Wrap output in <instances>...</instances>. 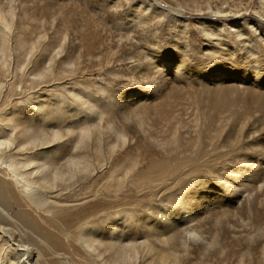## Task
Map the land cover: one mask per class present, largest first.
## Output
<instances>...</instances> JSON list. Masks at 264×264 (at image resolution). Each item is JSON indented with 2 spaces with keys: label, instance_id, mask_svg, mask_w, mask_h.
Listing matches in <instances>:
<instances>
[{
  "label": "rangeland",
  "instance_id": "obj_1",
  "mask_svg": "<svg viewBox=\"0 0 264 264\" xmlns=\"http://www.w3.org/2000/svg\"><path fill=\"white\" fill-rule=\"evenodd\" d=\"M208 2L212 3V9L208 8ZM222 4L225 9L233 12L239 8L241 13L247 12L248 17L264 16V0H0L1 48L4 31H10L11 35L8 42L11 51L6 55L0 52V74L3 73L1 78L6 77L2 79L3 85L0 88V133L10 130L14 124L27 132H33L32 129L34 132H48L57 128L61 131L64 129L62 132L65 133L72 129L76 135L80 133L81 127H93L94 123L100 121L101 130L105 132L112 130L107 121L111 123L117 120L115 129H121L119 125L122 123L120 126H125L135 137L132 146L126 148H131V151L125 153V149L117 152L114 155L115 162L113 160L109 167L112 166L116 171L119 169L123 174V171L131 169L132 175H138L137 178L132 177L134 181L141 172L143 181L145 173L154 168L153 160L157 161V155L153 156V160L146 158L139 163L138 156L139 153L142 154L140 150H143V157L146 153L144 148L157 153L162 150L157 140L161 141L167 136L168 139L171 138L173 130L170 129H174L176 120L187 122L202 118L203 114L206 117L217 114L209 99L212 90L217 93L214 91L216 84L209 79L199 80L198 75L177 78L175 73L167 74L162 65L156 66L161 52L167 55L183 53L188 57L191 54L190 59L195 67L206 72L214 62L227 57V53L217 47L220 41L216 39L219 38L230 41L237 48V56L241 62L243 60L244 51L240 49L242 43L237 37V30L231 28L226 18L221 17L216 21L214 19L215 22L223 23L224 36L210 35L204 29L207 17L203 18V14L214 18L215 13L212 10ZM202 7L204 11L200 14L199 9ZM233 12L229 17L234 16ZM248 17L247 27L253 29L252 19ZM5 23H10L9 29L5 27ZM3 27L6 29L2 30ZM31 42H35L36 47ZM256 42L264 73V42L259 38H256ZM223 47L227 48L224 45ZM7 56H10V60ZM139 59L142 60L141 63ZM142 62L148 64L142 65ZM226 85L232 83L225 81L220 87ZM237 85L243 88L250 84ZM254 89L255 95L238 90L243 102L237 99L231 111L218 112L216 115V119H220L227 126L224 136L229 132L233 134V129H244L240 136V146L243 147L235 157V163L229 162L230 165L226 168L214 166L213 172L201 168L198 171L201 175L197 173L192 177L188 176V170L184 168L186 171L183 169L178 177H173L174 180L170 178L165 184L155 180L153 183L157 185V195L153 205L144 204L140 208L139 218L132 217L127 221L129 226L137 229H146L149 225L169 226L170 216L175 218V224L171 223L174 226H190L199 220L204 228L222 227L227 230L225 254L228 258L224 259L227 264H241L240 258L245 251L250 255H245L242 264H264V84ZM218 94L221 96L220 90ZM135 110L144 125H138L137 115L132 116ZM101 116L104 118L101 119ZM166 116L169 119H165ZM174 116L177 119L173 121ZM109 117H112L111 120ZM230 137L234 140L236 135ZM69 142L72 144L71 140ZM56 149L52 148L53 152ZM39 150L44 152L40 148L36 151ZM97 158L96 155L93 162L91 161L93 171L88 163L90 171H83L82 175L78 173L72 185L73 191L69 192L66 185L57 191L62 195L66 194L65 201H69V196L72 195L75 208H83L95 202L106 203L109 198L116 196L121 199L120 194H127L133 189L130 181L123 184L120 180L118 182L123 189H119L120 192L115 195L116 192L111 187L113 181L110 179L113 171H108L106 166L101 168L103 160ZM254 159L255 164L252 163ZM236 169L240 171L238 175H234ZM90 172L91 174H85ZM157 173L151 172V176H157ZM121 179L124 180L123 177ZM261 185L263 187L259 189ZM5 187L6 193L0 192L1 229L11 236L15 246L24 249L22 254L27 256L31 264H91V259L79 239V233L83 232L85 226L81 227L80 232L77 230L70 233L71 242L66 241L65 234L51 239L48 237L50 234L47 235L38 228L30 230L25 225L29 217L25 197H22L12 183L8 182ZM145 190L141 188V192ZM131 193L139 194V191ZM187 197L191 198L189 202L185 201L188 200ZM100 216L88 225L98 228L103 234L102 237L107 239L111 236L110 229L105 226L103 229V219ZM99 221L102 222L101 225ZM42 234L46 240L40 237ZM149 234L155 238L156 232ZM145 237L143 232L138 235L139 239ZM246 237L249 238L245 239ZM54 242L58 245L52 250L50 243ZM197 247L199 244L193 243V248ZM198 252L196 250V254L190 255L189 262L200 261L202 255L199 256ZM39 255L42 258L37 260ZM3 256L0 255V262L3 259L4 264H10V254L5 253ZM203 261L221 264L219 256L206 255Z\"/></svg>",
  "mask_w": 264,
  "mask_h": 264
},
{
  "label": "bare ground",
  "instance_id": "obj_2",
  "mask_svg": "<svg viewBox=\"0 0 264 264\" xmlns=\"http://www.w3.org/2000/svg\"><path fill=\"white\" fill-rule=\"evenodd\" d=\"M211 5L212 3L208 2L209 9H212ZM148 6H151V5H148ZM203 11H204L203 7L199 9L200 14ZM212 11H214L215 13L214 18L213 17L209 18L208 16L204 14L202 16L203 18L207 17V19H205L206 26L204 24L205 26L204 29L210 32V35L216 34V35L224 36L225 33H224L223 23H219L215 21L220 19L221 17L226 18L231 28H234V30H237V32L236 31L235 32L237 33V37L240 39V42L242 43V46L240 48L241 50L244 51L242 62H241V59H239V57L237 56L238 54L237 48L233 44H231L230 41L228 42V41L217 38L216 40L220 41L219 42L220 45L217 47L221 48L222 51H225V53H227L226 54L227 57L224 60L214 62L207 69L206 72H203L199 70L197 67H195V65L192 63L193 60L190 59L192 58L190 57L191 54H189V57H188L187 55H183V53L181 54L172 53V54L167 55L164 52H161L160 60L156 64V66L162 65L164 70L167 72V74L175 73L177 75V78L183 77L184 75L190 76V77L194 75H198L200 76L199 80L209 79L211 80V82L213 81V84L214 85L216 84L214 91H217V93L213 92L212 90L211 95H209V99L213 104L212 105L213 110H216V113L218 114V112L222 113V112L228 111L233 106H235L237 99H240L241 98L240 96H242L238 90L242 89L244 91L250 92L251 95H255L256 90L254 88H257L260 85L264 84V75H262L264 74L262 71L263 62L260 58V52L258 50V44L256 42V38H259L264 42V16L261 15L259 17H255L253 15H250L248 17L247 12L244 13L245 12L244 11L243 13H241V9L239 8H237V10L233 12L231 9L230 10L225 9L223 4L217 6L216 9ZM232 12L234 13V16L232 15L233 17L232 16L229 17L230 13ZM146 13L148 12L146 11ZM247 17L252 19L251 24H253V29L247 27V23H246ZM5 19L8 20V18H5ZM5 24H6L5 27L9 29V26H11L10 23H5ZM5 29L3 27L2 30H5ZM184 29L187 31L186 26L184 27ZM9 34H10V31H4V34H2V35H5V37L3 38L2 48L0 46V50L2 49V51L0 52L4 53L5 55L8 54L9 51H11L10 50L11 48L9 47V43H8L9 37L11 36ZM38 42H39L38 46H40L41 43L40 41ZM19 43L20 45L22 44L21 42ZM31 43L35 46V42H31ZM222 44L226 46L227 48H224ZM13 51H14V48H13ZM178 53H179V50H178ZM187 53H189V51ZM26 54H27V51H26ZM0 58H1V55H0ZM9 58L10 56L8 57V59ZM141 61L142 60L139 59L140 63ZM147 64L148 62H142V65H147ZM153 72L155 73L156 71H153ZM2 74H0V88L3 85L2 79L6 78V77L1 78ZM225 81L232 83V85H226L221 88L220 86L224 84ZM237 82L242 83V84L249 83L250 85H246L243 88H241L239 85H237L238 84ZM206 83L208 84V82ZM219 90L221 91V96L218 94ZM240 101L242 100L240 99ZM132 107H135V106H132ZM136 110L134 113H132L133 114L132 116L137 115L139 119L138 125L142 126L141 125L143 123L142 119L140 115L136 113L137 112ZM223 114H226V113H223ZM223 114L221 116H223ZM203 115H202L203 116L202 118L188 120L187 122H185L184 120L183 121L176 120L173 125L174 129H170V130H173L171 134V138L168 139V136H167L166 139H163L161 141L157 140V142L160 143L159 147H161L162 149L159 151L160 153L159 152L157 153V151L154 152L153 150H147L148 148H144V151L146 153H145V157H143V150H140L142 154L139 153V156H138L139 163L144 161L146 158H150V159L152 158L153 160V156L155 154L157 155V161L155 162L153 160V164L155 165L154 168L151 170H148V173H145L143 181H142L141 172H139L140 179L138 178L137 180L134 181L133 178L134 177L137 178L138 175H132V172L130 171L131 169L130 170L127 169L128 170L127 171L124 168H122L125 170L123 171L125 172L123 174L119 169L116 171L115 169L114 170L112 169L113 168L112 166L109 167L112 161L114 160V155L117 154V152L119 153V151L125 150L127 147L132 146L134 137H135L133 134H131L132 132H130L125 126H120L122 123L119 125L121 129H115L114 126H116L117 120H115L116 122L112 121L111 123L107 121L108 126L110 127V129H112L110 131L106 130L107 132L106 131L103 132L101 130V121H100L99 123H94L93 127L92 126L85 127V128L81 127L80 133H77L76 135L72 129L68 131L67 133H65V131L62 132L64 129L61 131V129L57 130V128L55 127L54 128L56 130L52 129L51 131H48V132L44 130L41 132H34L33 129L31 130L33 132H29V131L27 132L23 130V128L21 130L17 128L16 125L13 124L10 130L6 129L5 131H3L5 133H0V192L1 194L6 193V189H7V187H5L6 184L8 182L12 183L14 187L17 190H19V192L22 194V197H25V201H27L28 203V211H29L28 216L29 217L26 219L25 225L30 230H34L38 228L41 231H44L47 235L50 234V236L48 237H51V239H53L55 236H58L59 234L61 235L65 234L66 241L71 242L69 240L71 239L69 237L70 233L73 231L75 232L77 230L78 232H80L81 227L85 226L84 229H82L83 232L81 231L82 233H79L80 234L79 239L82 242L85 252L91 259V264H216V262L210 263L207 261H203V258L206 255L219 256L221 264H227L226 261H224L226 257L225 251L227 247V238H225V236L227 235V230H224V228L222 227L204 228L202 226V223L199 220H197L196 223L194 221L195 224H192L190 226H187L185 224L183 225L177 224L176 226H174L171 223H174L175 218L171 216L168 217L169 223H170L169 226H165V224L157 225L158 227H155L154 225L153 226L149 225V227L148 228L146 227V229H142V228L137 229V227H131L127 224V221L130 218L132 217L134 219L139 218V213L141 211L140 208H142L144 204H147V203L152 204L154 202L155 196L157 195V193H155L157 185L153 183L155 182V180H159L163 182V184H165L164 182L168 181L170 178L178 177L180 172L184 168H187L188 176L192 177V175L197 174L199 169L201 170V168L213 172L215 171L213 169L214 166L226 168L228 165H230L229 162L235 163L234 159L239 154V151H241L240 149L243 147V146H240L242 145L240 142L241 140L240 136L244 129L242 127H240L237 131L233 129L232 131L233 134L229 132L227 133V136L226 135L224 136L223 133L224 131L226 133L227 126L223 123V121H220V119L219 120L216 119L215 114L209 117H206L205 114ZM232 116L234 115L232 114ZM175 117L176 116H174L172 120L177 119ZM240 117H242V114ZM100 118L102 119L104 117L101 116ZM111 118L109 117L110 120ZM167 118L168 117L166 116L165 119ZM8 122L10 124V121ZM207 125H210L211 127L208 128ZM41 129H42V126H41ZM38 131H39V128H38ZM186 132H188L187 135H186ZM231 135H236L234 140L231 139L230 137ZM68 140L69 141L71 140L72 144H69L70 142ZM237 140L238 142H236ZM61 146L63 147L62 149L59 148ZM37 148L44 150V152H40V150L37 152L36 151ZM52 148H57V149L55 152H53ZM129 151H131V148L127 150L125 153ZM19 152H22V153H19ZM246 154L243 153V155H246ZM96 155L98 156L97 159L103 160L102 165L101 163H98L101 165V168L106 166L108 171H113L112 177L110 179H112L113 181L111 183L112 185L111 187L113 191L116 192L115 195H118V192H120L119 189H123V187L121 188V185L118 182L120 180L123 184H125V182L127 181H130L129 182L130 186L133 189L130 190L129 187L128 189L131 192L137 190L139 191V194H132L131 192L127 194H120V196H122L121 199H119L118 196H116L112 199L109 198V201L106 203L101 204L99 202H95L83 208H79L80 206L78 208H75L73 204L74 202H72V200H74L72 198V195L69 196V198H71L69 201H65L64 195L66 194L62 195L61 192L58 193L57 191L60 188L63 189V186L66 185L68 189L67 188L65 189L69 190L70 192L73 189L72 185H74V180L77 177L78 173H81L82 175L83 171L85 172L90 171L88 170V165H87L88 163H90L89 167H91L92 169L91 161L93 162V158ZM121 159H123V157ZM254 161L255 159L252 161V163L255 164L256 162ZM116 165H117V162H116ZM116 165H114V167ZM132 171H133V168H132ZM94 172H96V170ZM151 172L153 173L158 172L156 174L157 176H151ZM239 172L240 171L236 169L234 171V175L236 174L238 175ZM199 173L201 175V172ZM85 174L88 175V174H91V172L85 173ZM87 175H86V178H87ZM122 177L124 178V180L126 179V181L124 180L122 181L121 179ZM185 182H189V181H185ZM263 186L261 185L259 189H261ZM141 188L144 190L145 189L149 190V191L145 190L141 192ZM67 195L69 194L67 193ZM59 197H62V199L59 200ZM187 199L188 200H185V201L189 202L191 198L187 197ZM194 200L193 202L196 201ZM199 202L200 201H198V203ZM187 209L188 208H186V210ZM193 209H196V208H193ZM196 210L199 211V209H196ZM4 211L6 212V210ZM100 213H102L101 216H100ZM99 216L102 217L103 219L102 227L105 226L106 228L110 229L109 233H111V236L110 237L108 236L109 238L106 237L107 239H104L102 237L103 234H101V231L98 228H93L92 226L88 225V223H90L94 219H97ZM187 224H190V223H187ZM171 225L174 227H172ZM140 232H143V234L146 236L144 239L138 238V235ZM151 232H156L155 238L150 237L149 233ZM40 237L46 240L43 234ZM247 238L249 237H246L245 239ZM9 239L11 240V236H9L6 232H3L0 226V247H1L2 256L5 253L10 254V259H9L10 264H31L30 260L27 259V256L22 254L24 249L21 247L19 248V246H15V243L12 242V240L10 241ZM193 243L196 245L199 244V247L195 249L199 251L198 252L200 253L199 256L202 255L201 258H199L200 261H197V262H189L190 255L196 254V250L193 248ZM57 245L58 244L56 242L50 243V248L52 250H55ZM263 251H264V247H263ZM247 254L250 255L248 251H245L242 253L241 255L242 257L240 258L241 264L244 262L243 258ZM40 257L41 255H39L37 260L42 258ZM3 261L4 260L2 259L0 264H4ZM33 264H36V263L34 262Z\"/></svg>",
  "mask_w": 264,
  "mask_h": 264
}]
</instances>
